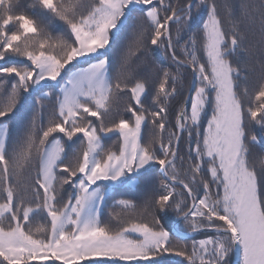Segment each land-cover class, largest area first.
<instances>
[{"label": "snow or ice", "instance_id": "obj_1", "mask_svg": "<svg viewBox=\"0 0 264 264\" xmlns=\"http://www.w3.org/2000/svg\"><path fill=\"white\" fill-rule=\"evenodd\" d=\"M233 255L264 264V0H0V264Z\"/></svg>", "mask_w": 264, "mask_h": 264}, {"label": "rangeland", "instance_id": "obj_2", "mask_svg": "<svg viewBox=\"0 0 264 264\" xmlns=\"http://www.w3.org/2000/svg\"><path fill=\"white\" fill-rule=\"evenodd\" d=\"M244 66H245V65H244V61L241 60V67H244ZM113 143H114V138L111 139L110 141H109V140H105V144H106V145H112ZM254 151H255L256 153H259V152H260L259 146H257V148L254 149ZM109 204H111V200L109 201ZM109 212H112V213H119V214H121L122 216H125V215H126V214L123 213L120 209L106 208V209H105V217H104L105 219L108 218L107 214H108ZM36 223H39V220H37L36 222H34V225H35ZM202 238H203V237H202ZM199 239H200V238H199ZM188 243L190 244L191 241L189 240ZM232 258H233V257H232ZM238 259H239V257H238Z\"/></svg>", "mask_w": 264, "mask_h": 264}, {"label": "trees", "instance_id": "obj_3", "mask_svg": "<svg viewBox=\"0 0 264 264\" xmlns=\"http://www.w3.org/2000/svg\"><path fill=\"white\" fill-rule=\"evenodd\" d=\"M173 27H175V26H173ZM244 65H245V64H244ZM257 131H258V130H257ZM106 140H109V141H110L111 139H106ZM196 238L199 239V238H202V236H197Z\"/></svg>", "mask_w": 264, "mask_h": 264}]
</instances>
